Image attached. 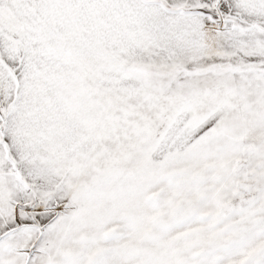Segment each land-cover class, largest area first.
<instances>
[{"label":"snow or ice","instance_id":"obj_1","mask_svg":"<svg viewBox=\"0 0 264 264\" xmlns=\"http://www.w3.org/2000/svg\"><path fill=\"white\" fill-rule=\"evenodd\" d=\"M0 264H264V0H0Z\"/></svg>","mask_w":264,"mask_h":264}]
</instances>
